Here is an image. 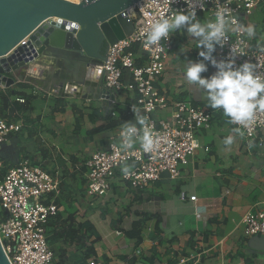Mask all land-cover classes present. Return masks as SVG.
I'll return each instance as SVG.
<instances>
[{
    "label": "crops",
    "instance_id": "crops-1",
    "mask_svg": "<svg viewBox=\"0 0 264 264\" xmlns=\"http://www.w3.org/2000/svg\"><path fill=\"white\" fill-rule=\"evenodd\" d=\"M241 23L255 26L253 44L264 42V2L242 15ZM171 41L156 88L171 102L210 111L213 119L198 132L199 148L180 177L171 180L165 173L144 191H133L116 177L105 197L85 194L86 160L119 137L123 122L135 123L133 112L121 114L124 120L112 115L134 104L130 94L113 101L99 94L101 65L86 68L87 84L74 87L59 66L44 61L21 70L27 74L12 88H0L10 92L25 83L31 96L22 110L0 116L22 125L0 148L2 167L29 160L59 180V193L48 197L59 207L46 227L52 264H264V239L246 238L242 227L246 213L264 207V132L248 145L221 110L209 108L184 77L185 63L199 59L196 40L185 30L171 33ZM214 72L210 66L202 75ZM168 115L170 110L158 116ZM229 135L233 143L225 145ZM137 221L142 228L133 233Z\"/></svg>",
    "mask_w": 264,
    "mask_h": 264
},
{
    "label": "built area",
    "instance_id": "built-area-1",
    "mask_svg": "<svg viewBox=\"0 0 264 264\" xmlns=\"http://www.w3.org/2000/svg\"><path fill=\"white\" fill-rule=\"evenodd\" d=\"M71 1L79 4L85 0ZM260 3L262 0H219V5L228 9V14L240 23L241 16L251 14ZM219 5L217 0H139L132 7L129 16L134 23V32L130 37L107 46L101 64L102 82L114 96L127 93L133 97L134 104L127 107L128 113L139 110L148 118L157 144L151 153L143 152L138 143L128 152H117V137L109 142L107 149L93 152L85 162V194L89 199L105 197L116 177L133 191H144L165 173L171 180L180 177L181 168L199 148L198 132L211 126L213 115L187 101L171 102L156 88L172 50L171 33L168 40L149 48L144 47V40L151 25L172 15L174 10H195L196 16L207 14L213 19ZM228 35V42L235 45L237 54L243 52L237 58V64L247 60L256 63L258 71L264 73V53L259 51L264 42L253 44L246 34L235 30ZM228 55V45L223 49L217 47L214 53L217 59ZM16 101L25 104L22 98ZM166 110H170V115L158 116ZM231 125L240 127L241 136L249 145L260 132H264V112L258 111L247 127ZM21 128L16 121L0 118V148ZM125 163L131 166V175L127 177L121 171ZM58 193L59 180L29 160L7 169L0 180V242L11 264H52L54 255L47 243L46 227L57 215L59 207L53 200L48 201V197ZM195 198L191 196L189 200ZM242 227L246 238L264 239V207L246 213Z\"/></svg>",
    "mask_w": 264,
    "mask_h": 264
},
{
    "label": "water",
    "instance_id": "water-1",
    "mask_svg": "<svg viewBox=\"0 0 264 264\" xmlns=\"http://www.w3.org/2000/svg\"><path fill=\"white\" fill-rule=\"evenodd\" d=\"M138 1L0 0V88L44 61L59 66L71 86L86 85V68L100 66L108 45L133 34L129 9ZM99 86L102 98L115 99ZM0 264H11L1 242Z\"/></svg>",
    "mask_w": 264,
    "mask_h": 264
},
{
    "label": "clouds",
    "instance_id": "clouds-1",
    "mask_svg": "<svg viewBox=\"0 0 264 264\" xmlns=\"http://www.w3.org/2000/svg\"><path fill=\"white\" fill-rule=\"evenodd\" d=\"M219 5V0H217ZM229 10L219 5L214 18L204 20L197 18L195 10L173 11L172 15L165 16L151 25L144 47L149 48L159 45L162 40H168L170 33L186 30L188 37L196 40L198 60L185 63L184 77L190 85L197 86L207 105L213 110H221L228 118V122L247 127L251 124L258 111L264 112V73L258 71V65L250 61L237 64V58L243 55L237 54L235 45L229 44L230 31H238L246 34L249 39L256 35L254 25L240 23L237 18L228 14ZM229 46V55L226 58L217 59L214 53L217 47L223 49ZM259 51L264 53V47ZM215 69L210 76L202 74L209 71V67ZM133 122H123L119 132L117 152H128L138 143L145 153H151L156 147L155 134L148 124V118L134 110ZM240 133V127L233 129ZM225 145L233 143V137L229 135L224 140ZM130 167L126 163L121 171L125 177L131 175Z\"/></svg>",
    "mask_w": 264,
    "mask_h": 264
},
{
    "label": "trees",
    "instance_id": "trees-1",
    "mask_svg": "<svg viewBox=\"0 0 264 264\" xmlns=\"http://www.w3.org/2000/svg\"><path fill=\"white\" fill-rule=\"evenodd\" d=\"M28 87L27 84L25 83H17V86L14 87L13 90H11L10 92H3L0 91V116L1 117H5L6 114H13L15 113V111H19L22 110L24 107H26V105L29 102L30 99V95L27 94L24 89H26ZM24 99L25 104H20L18 101H16L17 99ZM5 114V115H4ZM114 114H116V116L120 117L119 120H124V117L130 116L128 113L127 108L124 110H118L116 112H114ZM121 114L124 116L122 117ZM7 169L5 168H1L0 169V180L3 178V176L5 175ZM149 218L148 216H145V219ZM142 222L143 221H137L133 224V233H139L140 229L142 228Z\"/></svg>",
    "mask_w": 264,
    "mask_h": 264
},
{
    "label": "bare ground",
    "instance_id": "bare-ground-1",
    "mask_svg": "<svg viewBox=\"0 0 264 264\" xmlns=\"http://www.w3.org/2000/svg\"><path fill=\"white\" fill-rule=\"evenodd\" d=\"M65 1H67V0H65ZM131 12H132V8L129 9V13H131ZM29 69H32V68L30 67Z\"/></svg>",
    "mask_w": 264,
    "mask_h": 264
},
{
    "label": "rangeland",
    "instance_id": "rangeland-1",
    "mask_svg": "<svg viewBox=\"0 0 264 264\" xmlns=\"http://www.w3.org/2000/svg\"><path fill=\"white\" fill-rule=\"evenodd\" d=\"M67 1H71V0H67ZM71 2H72V1H71ZM18 78H19V77H18ZM18 78H17V79H18ZM10 88H12V87H10Z\"/></svg>",
    "mask_w": 264,
    "mask_h": 264
}]
</instances>
